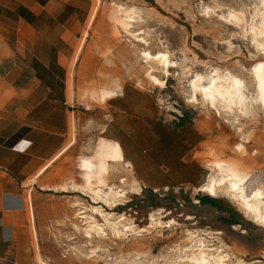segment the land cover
Segmentation results:
<instances>
[{
  "label": "rangeland",
  "instance_id": "1",
  "mask_svg": "<svg viewBox=\"0 0 264 264\" xmlns=\"http://www.w3.org/2000/svg\"><path fill=\"white\" fill-rule=\"evenodd\" d=\"M95 1L81 0L89 3L90 10L75 42L77 48L83 39L80 51L98 52L99 65L105 67L88 76V90L74 91L73 107L96 114L99 108L92 107L98 104L107 115L100 90L119 87L113 91L118 100L115 135L121 147L136 145L138 152L135 164L126 154L124 160L131 166L110 162L104 182L88 183L91 188L112 184L123 188L124 197L111 206L92 190L81 189L87 181L77 173L76 158L72 159L70 183L55 187L67 190L66 196H50L41 203L40 227L35 235L31 233V264H194L184 254L195 249L191 236L197 234L208 247L226 255L224 264H264V226L245 216L226 192L214 196L200 190L213 160L226 163L248 179L249 186H264V108L251 106L253 114L242 115L236 109H210L199 93L196 100L189 97L195 74L212 73L213 67L236 71L241 65L239 76L249 86L252 66L264 61V50L257 49L253 39L263 4L260 0H100L88 24ZM117 4L123 8L117 9ZM128 13L129 31L143 40L137 41L120 26L117 16ZM234 13L241 18L231 17ZM143 51L152 56L162 52L170 63L146 60ZM148 73L158 82L153 83ZM81 81L73 74V83ZM98 140L96 133L89 134L88 157L94 158ZM200 196L212 198L215 204L200 202ZM90 206H101L114 216L122 214L123 222L137 233L118 239L103 224L108 238L93 235L87 241L81 230L87 219L78 217L77 208L103 223ZM151 216L161 223H150Z\"/></svg>",
  "mask_w": 264,
  "mask_h": 264
},
{
  "label": "crops",
  "instance_id": "2",
  "mask_svg": "<svg viewBox=\"0 0 264 264\" xmlns=\"http://www.w3.org/2000/svg\"><path fill=\"white\" fill-rule=\"evenodd\" d=\"M89 10L81 0H0V264H31L41 203L66 196L55 187L70 183L73 158L82 171L90 133L121 144L115 94L101 100L107 115L98 104L96 114L73 107L74 91L88 90V76L105 67L98 52L76 48ZM134 146L121 147L131 164Z\"/></svg>",
  "mask_w": 264,
  "mask_h": 264
},
{
  "label": "bare ground",
  "instance_id": "3",
  "mask_svg": "<svg viewBox=\"0 0 264 264\" xmlns=\"http://www.w3.org/2000/svg\"><path fill=\"white\" fill-rule=\"evenodd\" d=\"M99 1L100 0H96L94 3L88 24L97 10ZM260 2L263 4V11L260 13L259 22L256 23L254 27L252 26L254 34L252 32L251 33L254 35L253 39L256 42L255 44L257 49L261 48L264 50L262 42V39L264 38V0H260ZM121 8L123 7L117 4V9L120 10ZM231 15V17L237 18V20L241 18L235 13L234 15ZM117 18L120 26L128 31L131 36L133 35L137 41L143 40V37L137 38V33L129 31V27H131V16L129 13L127 15H123V17L117 16ZM82 41L83 39H81V42L78 45V52L81 49ZM142 54L146 60L153 61L152 58H154V60L160 62L161 64L169 65L170 63L168 59L169 57L162 52H158L155 56H152V54L148 51H143ZM211 71L213 72L210 73L209 70L204 74L196 73L195 78H193V80L191 79L190 98L196 100V93H199L201 102L206 104L207 107H214L218 111L219 108L226 111H233L236 109V111L240 112L242 115H248L249 113L253 114V111L250 109L251 106L256 107L257 109L262 107L264 108V61H259L252 66L250 70L252 79L249 86L244 82L242 77L239 76V74H241L240 72H243L241 65H239V68L236 71L228 70L226 68L221 70L218 67H213ZM148 76L152 79L153 83L158 82V79L151 73H148ZM111 94H113L112 90L102 89L100 90L99 98L100 100H103ZM110 162L131 166L129 162L124 160L122 149L118 142L100 139L96 146V154L94 158L83 157L79 164V168L82 169V171L80 170L81 174L87 181L81 189L85 190L86 188V190H92V193L96 198H99L103 204H107L109 206L114 205L116 201H119L124 197V194L126 193L124 189L119 186H112L113 184L111 186H106V189H102L100 186L91 188L88 183L104 182L109 171ZM210 165L211 173L208 175L206 182L200 186V190L214 196L218 191L226 192L233 199V201L236 202L237 206L242 210L245 216L253 219L257 224L264 226V186H259L258 184L254 185L253 183V185L249 186V182L247 181L248 179L233 171V169H231L226 163L220 160H213ZM123 181L124 178L119 180L121 183ZM246 181L248 183H246ZM134 182L135 180L133 181V184ZM244 184H247L249 187H245ZM73 187L76 188L77 186L73 185ZM131 189H136L135 185H132ZM79 204L81 203H74L75 206ZM77 210H79L77 212L79 218L87 219L83 222L84 226L81 227V230L83 236L86 237L89 242L92 241L91 238H93V235L103 237L104 239L108 238V233L105 232L104 227L108 228L109 233L118 239H121L122 236L126 235L128 232L137 233V230L135 231L132 225H127L123 222L124 217L122 214L114 216L113 213L105 212L101 206H90V211L100 216L103 220V223H100L91 213L84 214L85 211L81 210V207H78ZM150 221V223L155 221V224L156 222L161 223L159 220L153 218V216H151ZM200 236L198 234L191 236L195 242V249L188 246L191 248V252L189 254H184V256H186V258L194 264H224L226 255L219 251L216 247H208L205 244L206 241ZM41 263L46 264L44 261H41Z\"/></svg>",
  "mask_w": 264,
  "mask_h": 264
},
{
  "label": "trees",
  "instance_id": "4",
  "mask_svg": "<svg viewBox=\"0 0 264 264\" xmlns=\"http://www.w3.org/2000/svg\"><path fill=\"white\" fill-rule=\"evenodd\" d=\"M199 200H200V202H208V203H211V204H215V201L212 198L208 197V196H205V197L200 196ZM218 208L221 211H223V209L221 207H218ZM223 220L228 222V223H231V224L240 223L239 221H237L235 219H232V218H228V217H224Z\"/></svg>",
  "mask_w": 264,
  "mask_h": 264
}]
</instances>
